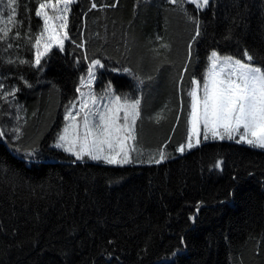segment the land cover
<instances>
[{
  "label": "trees",
  "instance_id": "trees-1",
  "mask_svg": "<svg viewBox=\"0 0 264 264\" xmlns=\"http://www.w3.org/2000/svg\"><path fill=\"white\" fill-rule=\"evenodd\" d=\"M14 7L20 26L0 40V264H264V149L202 139L176 151L191 80L203 83L212 51L244 59L247 50L264 67V0H210L202 11L170 0H74L64 51L54 47L39 68L37 0ZM9 12L0 0L4 19ZM188 15L200 21L194 41ZM94 60L104 65L101 93L141 101L138 158L167 145L168 159L109 165L55 148Z\"/></svg>",
  "mask_w": 264,
  "mask_h": 264
},
{
  "label": "snow or ice",
  "instance_id": "snow-or-ice-1",
  "mask_svg": "<svg viewBox=\"0 0 264 264\" xmlns=\"http://www.w3.org/2000/svg\"><path fill=\"white\" fill-rule=\"evenodd\" d=\"M16 2L17 0H7V7L10 9L7 19L0 14V40H7L13 30L20 26L16 21ZM73 2L74 0H37L35 15L42 18L43 29L35 35L33 44L36 50V67L41 66L42 58L47 56L53 47L64 51L65 41L70 39L67 31L68 13ZM170 2L179 3L181 6L190 3L197 11H202L209 6L210 0ZM91 7L96 8V3L93 2ZM188 19L196 25L194 41L195 37L200 36V21L191 15H188ZM14 38H20L18 30L14 32ZM31 40L32 37L29 36V42ZM7 46L11 48L12 44ZM79 47H83V44ZM162 47L167 48L168 45L163 44ZM243 57L244 59H238L212 51L207 58L209 66L203 84L195 78L191 80L193 87L189 92V128L185 142L177 146V152L184 153L198 147L201 144V128L204 141L235 140L236 143H246L251 147L264 149V67L251 63L254 56L247 50L243 52ZM20 63L31 62L22 60ZM97 67H104L100 60H94L89 65L85 81L89 91L80 92L79 110L75 114L73 110L77 104L70 103L64 117L68 123L62 133L58 134L54 146L70 153L78 161L87 158L109 165L123 166L145 162L159 164L168 159L165 151L167 145H163L158 154L147 161L138 158L141 154L136 147L137 121L141 119L140 99L112 96L102 109L97 106L99 101L91 91ZM124 71L131 72L127 68ZM8 95H15V92H9ZM161 118L163 117L158 114L157 122ZM12 131L18 133L20 129ZM4 135L3 129H0V137ZM16 138L19 139V136ZM134 152L137 153L136 159L132 155ZM221 164L222 161H218L215 166L219 168ZM192 220L195 221V217H192Z\"/></svg>",
  "mask_w": 264,
  "mask_h": 264
},
{
  "label": "rangeland",
  "instance_id": "rangeland-1",
  "mask_svg": "<svg viewBox=\"0 0 264 264\" xmlns=\"http://www.w3.org/2000/svg\"><path fill=\"white\" fill-rule=\"evenodd\" d=\"M204 10V9H203ZM50 11V10H49ZM69 14V13H68ZM54 48V47H53ZM256 66V65H255ZM98 68L99 67H97L96 69H95V76H96V79H95V81L92 83V85H91V91L96 95V97H97V100L99 101V104L97 105L98 107H100L101 109L103 108V106L104 105H106V104H108V102H109V99L112 97V96H117L114 92H109V94H107V93H101L100 91H99V89L97 88V81H98ZM87 80V79H86ZM203 83H201V85H202ZM89 91V88L84 84V87L81 89V91L80 92H85V93H87ZM201 93H202V87H201ZM79 110V109H78ZM77 110V111H78ZM75 114V113H74ZM79 119V118H78ZM67 123H68V121H67ZM202 134H203V129L201 128V140H202ZM58 140V139H57ZM57 143V141L55 142V144ZM54 144V145H55ZM137 147V146H136ZM56 148V147H55ZM57 149H60V148H57ZM60 150H62V149H60ZM63 151V150H62ZM65 152V151H64ZM65 153H67V152H65ZM67 154H69V155H71L70 153H67ZM133 155V154H132Z\"/></svg>",
  "mask_w": 264,
  "mask_h": 264
}]
</instances>
